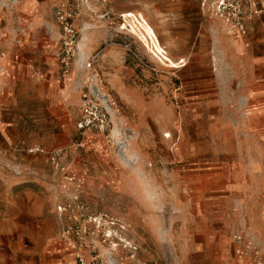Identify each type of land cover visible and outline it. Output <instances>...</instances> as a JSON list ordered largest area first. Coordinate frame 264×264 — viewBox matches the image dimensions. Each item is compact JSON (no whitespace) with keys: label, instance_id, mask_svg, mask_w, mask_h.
Returning <instances> with one entry per match:
<instances>
[{"label":"rangeland","instance_id":"1","mask_svg":"<svg viewBox=\"0 0 264 264\" xmlns=\"http://www.w3.org/2000/svg\"><path fill=\"white\" fill-rule=\"evenodd\" d=\"M62 3L77 30L70 73L59 61L54 77L34 65L30 81L62 93L67 109L17 87L2 115L11 125L0 134V264H54L55 240L75 259L61 239L70 210H58L75 196L138 246L136 264H229L240 232L264 255V102L258 118L241 109L245 52L199 0H0V52H15L41 13L59 32L58 59ZM87 97L103 106L106 131L78 146ZM33 145L66 150L80 184L63 189L64 173L27 153ZM113 245L100 237L96 248L109 264H134Z\"/></svg>","mask_w":264,"mask_h":264},{"label":"built area","instance_id":"2","mask_svg":"<svg viewBox=\"0 0 264 264\" xmlns=\"http://www.w3.org/2000/svg\"><path fill=\"white\" fill-rule=\"evenodd\" d=\"M200 9L205 17L220 24L222 29L230 36L245 33L250 22L259 19L264 12V0H199ZM71 7L65 3L57 6L55 17L61 29V49L58 55L63 70V76L70 73L74 49L77 48V30L74 26V16ZM131 18L129 14L126 15ZM123 17L124 26L125 20ZM1 58H7L5 52H0ZM18 60V57H15ZM179 64L185 65L183 58ZM34 70V67H31ZM40 78L44 75L36 72ZM2 103L0 102V130L3 124L1 117ZM106 113L103 106L95 98L87 97L82 101L80 114L76 120V128L82 137L77 145L82 146L83 141L89 133L98 132L104 134L106 131ZM29 154H45L51 166L57 172H63L65 182L62 188L69 190L70 186L79 183L77 172L72 166H66L64 160L67 151L64 149H54L46 152L39 145L30 146L27 149ZM80 184V183H79ZM60 213L70 210V219L73 224L66 227L61 235V239L71 242L75 246L74 264H109L101 253L97 250L98 238L102 242H113V251L118 247L128 250L131 261L136 264L138 246L132 244L121 233L115 231L116 223L106 214H94L90 207L79 200L78 196L73 197L67 206H59ZM123 229V227H122ZM115 231V232H114ZM101 241V240H100ZM234 251L236 256L235 264H264V255L256 245L254 239L247 233L240 232L234 238ZM123 259H121L122 262ZM125 264V263H121Z\"/></svg>","mask_w":264,"mask_h":264},{"label":"crops","instance_id":"3","mask_svg":"<svg viewBox=\"0 0 264 264\" xmlns=\"http://www.w3.org/2000/svg\"><path fill=\"white\" fill-rule=\"evenodd\" d=\"M38 14L40 16L35 19V28L29 34V38L23 39L15 52H7V58L0 57L1 117H3V111L9 109L15 102L14 96L17 87H21L22 93L26 94L29 99H35V101L45 100L47 110L63 111L67 109L66 103L61 101L63 98L62 93L57 94L45 88L41 90L36 82L30 81V73L33 72L31 67H34V65L40 66L51 73L53 77L59 66L56 58L58 44H55L59 32L52 22L41 16V13ZM217 27L219 28L218 31L227 38L230 44L245 52L242 56V62L245 67L243 78L246 84L240 94V106L244 112L248 113L250 111L249 115L246 114L248 117L258 118L260 112L263 111L261 103L264 102V50L262 52L259 50V43H264V12L259 19L248 24L245 33L236 36L228 35L220 24ZM15 57H18V60H15ZM253 64L257 65L255 71L252 70ZM251 75H255L256 78L263 81L257 82L255 86H247L248 78ZM8 125H11V123L8 124L3 120L0 130V134L3 136L6 135ZM53 248L50 257L54 258V264H74V259H72L74 253L70 245H62V242L58 243L55 240ZM235 263V251L232 250L229 264Z\"/></svg>","mask_w":264,"mask_h":264}]
</instances>
